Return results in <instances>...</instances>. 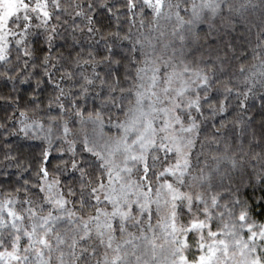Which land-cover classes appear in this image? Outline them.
Instances as JSON below:
<instances>
[{
	"label": "snow or ice",
	"instance_id": "snow-or-ice-1",
	"mask_svg": "<svg viewBox=\"0 0 264 264\" xmlns=\"http://www.w3.org/2000/svg\"><path fill=\"white\" fill-rule=\"evenodd\" d=\"M0 264H264V0H0Z\"/></svg>",
	"mask_w": 264,
	"mask_h": 264
}]
</instances>
